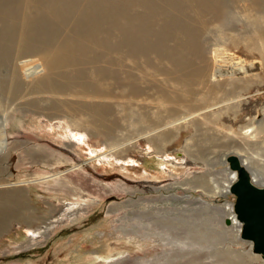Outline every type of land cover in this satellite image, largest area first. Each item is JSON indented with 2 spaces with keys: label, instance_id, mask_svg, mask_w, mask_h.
Here are the masks:
<instances>
[{
  "label": "rangeland",
  "instance_id": "obj_1",
  "mask_svg": "<svg viewBox=\"0 0 264 264\" xmlns=\"http://www.w3.org/2000/svg\"><path fill=\"white\" fill-rule=\"evenodd\" d=\"M67 1L80 10H64ZM35 2L19 5L40 16L46 8ZM54 6L69 24L73 17L94 21L95 39L87 41L93 47L84 48L88 60L79 69L91 95H55L68 102L61 110L51 107L55 96L42 93L40 109L28 103L33 94L2 98L0 264H228L232 255L233 264H264L240 238V223L237 231L225 222L230 209L234 214L227 155H238L264 187V42L256 30L264 28V0H54ZM59 29L58 35L77 33L82 25ZM216 47L223 64L258 60V77L248 83L235 77L229 85L227 77L212 79ZM223 52L236 58L228 61ZM180 69L199 72L191 91L180 83ZM96 83L107 96L93 92ZM215 116L222 119L217 124ZM115 141L125 142L92 160ZM36 229L40 236L31 233Z\"/></svg>",
  "mask_w": 264,
  "mask_h": 264
},
{
  "label": "bare ground",
  "instance_id": "obj_2",
  "mask_svg": "<svg viewBox=\"0 0 264 264\" xmlns=\"http://www.w3.org/2000/svg\"><path fill=\"white\" fill-rule=\"evenodd\" d=\"M21 1H27V0H5V3L9 2L15 4L16 6V8L14 9L15 11L11 12L9 8L4 4L3 0H0V69L2 67L5 68L4 73L0 74V102H2L3 100L2 98H5L7 102H10L16 100L18 96H21L23 94H24L23 97L28 96L29 94H33L31 95L30 98H27V100H29L28 103L31 104V106L34 107V109L37 108L40 109V108H44V106L39 101V97L41 95L40 93H42L44 96L45 95L55 96V95H62L63 92L67 90H74L76 91L77 94L76 93L75 94L77 96H80V94H84V95L88 94L89 92H87L85 86L89 85V82H87L88 81L87 79L79 80V78L82 77V75H79V71H81L79 69L82 67L80 66V64L81 63L86 64L85 62H87L88 60V57L86 55L81 56V54H83L84 48L88 51L90 50L89 46L91 45H89L87 41L88 40L93 41L95 39L94 21L87 19L81 20L73 17L72 22L69 24L68 19L64 17V20H62L61 17L58 15L59 10H57V7L54 6V0H28V1H36L35 4L39 2L44 8H46L44 12L41 13L40 16H37L36 13L31 12L30 7L28 8L20 7L19 2ZM65 4H67V6L64 8V10L67 11H69L70 9L74 11L80 10L79 8L77 9L76 7L70 8V5L72 4V2L70 1H67ZM52 10L53 11L55 10L54 15L51 12ZM50 15H52V17ZM79 21L81 22L82 29H80L77 33L66 32L62 35H58V32L60 31L59 23L72 25L73 23L78 24ZM256 30L259 31L258 35L260 36V39L263 40L264 42V28H260L257 26ZM108 40L110 43L114 42V38H108ZM248 43L252 44L254 50H257V45L253 39L251 41L248 40ZM262 47L264 49V44ZM219 49H220L219 47H216L212 51H210L214 63V66L212 68V76H211L212 79L227 77L226 82L229 85L238 81L237 78L235 77L241 79L242 83L244 82L248 83L251 80L258 77V74L255 73V72L258 73L261 70L260 66L256 64L258 60L257 61L253 60L254 58L252 57L253 59L249 61L248 60L244 61L243 59L241 60L238 58L236 60L229 61L232 58H236L235 53L234 55H232L231 53L223 52L224 56L227 57V60L229 61V63L223 64L222 63V61L224 62V60L222 59L223 54L220 52ZM33 54H38L42 59V63H39L40 61L39 62L36 61L37 58L40 59L39 57L27 58L33 56ZM22 76L26 78V81L23 79ZM117 77L118 79L120 78L119 75H117ZM96 79L97 81H100V76H98ZM178 79L181 80L180 83H183V87L187 89L186 91H191L193 85L197 82H200L198 71L197 72L190 71L189 73L188 71H182V69H180L178 73ZM189 83H190V87L187 85ZM23 85L25 86L23 87ZM97 85L99 84L96 83V85H92L93 92L96 93L97 95H100L101 97L107 96V90L105 89L101 90ZM258 89L260 88L258 87ZM255 91H259V90L256 89ZM88 95H91V93ZM241 95L243 96L246 94L242 93L239 95H231L226 100H222V101L218 100L217 102L215 101L214 103L210 104L207 107L201 108L202 110L199 108L198 110L188 111L186 114H182V115L179 114L180 115L179 117L168 121L166 124L168 125V124H173L187 120L197 112L200 113L201 111L214 109L215 108L214 106L217 107L226 102L235 101ZM50 100H51L50 103L52 104L51 107L53 108V110H61L63 105L68 103L66 100L60 99V97H56V96L51 97ZM2 104H3L2 109L4 110V112H6L5 102L3 101ZM256 104H260V103L256 102ZM58 112L60 111H57L55 113L57 114ZM215 117L216 119L213 120V122H215L216 124L222 119L223 120L227 119L225 115H223L221 120L217 118V116ZM241 121H243V119L240 117L239 122ZM1 125H2V120L0 118V148L3 147L6 137L3 135L4 132L2 131ZM76 129H79L78 125ZM62 130L63 132H65L63 127ZM246 130H248V128ZM80 131L83 133L84 130L80 129ZM202 131H206V129L205 130L202 129ZM148 132L149 130L146 131L145 133L149 134L150 132L149 133ZM143 134L144 132L137 135V137L134 138L136 139L138 138V136L140 137ZM205 136L207 137V135ZM124 142L123 141L116 142L110 145V148L97 152L95 155H93L92 160L102 158L103 156L107 155L112 149L114 150L115 148L124 144ZM132 162L133 161H131V163ZM245 166H247V164ZM235 174H236L235 171L231 170L230 180L226 186V190L235 180L236 178ZM227 208L230 209L231 205L227 206ZM231 213L232 212L230 209L227 215L230 217L231 224L232 223L237 224L238 227L237 231H238L239 230V224L237 223L238 221L236 220L235 215L234 214L231 215ZM37 231L38 229L32 231L31 233H36ZM41 231L39 230V232ZM39 234L40 233L37 232V236H40ZM234 257L236 256L232 255L233 258L232 259L229 256V258L231 259H227L226 262H228V264L235 263Z\"/></svg>",
  "mask_w": 264,
  "mask_h": 264
},
{
  "label": "water",
  "instance_id": "obj_3",
  "mask_svg": "<svg viewBox=\"0 0 264 264\" xmlns=\"http://www.w3.org/2000/svg\"><path fill=\"white\" fill-rule=\"evenodd\" d=\"M226 161L236 173L229 191L234 195L233 213L241 225L239 236L250 241L252 251L264 259V187L252 181L250 172L237 155H227Z\"/></svg>",
  "mask_w": 264,
  "mask_h": 264
},
{
  "label": "built area",
  "instance_id": "obj_4",
  "mask_svg": "<svg viewBox=\"0 0 264 264\" xmlns=\"http://www.w3.org/2000/svg\"><path fill=\"white\" fill-rule=\"evenodd\" d=\"M236 177V176H235Z\"/></svg>",
  "mask_w": 264,
  "mask_h": 264
}]
</instances>
